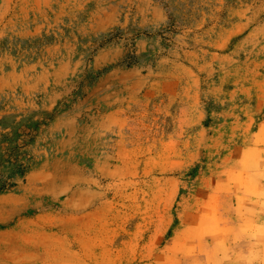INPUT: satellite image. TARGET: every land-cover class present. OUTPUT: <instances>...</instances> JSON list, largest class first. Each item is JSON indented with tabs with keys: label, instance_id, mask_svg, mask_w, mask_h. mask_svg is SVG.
<instances>
[{
	"label": "rangeland",
	"instance_id": "obj_1",
	"mask_svg": "<svg viewBox=\"0 0 264 264\" xmlns=\"http://www.w3.org/2000/svg\"><path fill=\"white\" fill-rule=\"evenodd\" d=\"M0 264H264V0H0Z\"/></svg>",
	"mask_w": 264,
	"mask_h": 264
}]
</instances>
